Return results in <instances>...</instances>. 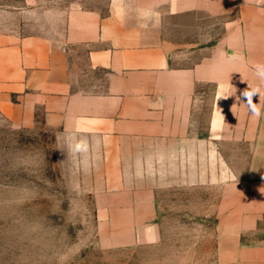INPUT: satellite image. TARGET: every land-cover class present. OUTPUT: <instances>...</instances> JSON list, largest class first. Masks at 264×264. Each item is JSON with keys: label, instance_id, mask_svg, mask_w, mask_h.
Returning <instances> with one entry per match:
<instances>
[{"label": "crops", "instance_id": "0c3cea01", "mask_svg": "<svg viewBox=\"0 0 264 264\" xmlns=\"http://www.w3.org/2000/svg\"><path fill=\"white\" fill-rule=\"evenodd\" d=\"M261 70L264 0H0V122L55 131L125 238L157 220V190L220 186L219 264H264ZM236 140L250 164L230 184L220 146Z\"/></svg>", "mask_w": 264, "mask_h": 264}, {"label": "rangeland", "instance_id": "374dc122", "mask_svg": "<svg viewBox=\"0 0 264 264\" xmlns=\"http://www.w3.org/2000/svg\"><path fill=\"white\" fill-rule=\"evenodd\" d=\"M201 89L197 121L206 132L214 91ZM220 147L230 184L247 177L249 147L237 140ZM79 168L47 126L13 129L0 122V264H219L220 186L157 190V220L136 222V233L146 236L133 240L104 220L99 183Z\"/></svg>", "mask_w": 264, "mask_h": 264}, {"label": "clouds", "instance_id": "9594fccd", "mask_svg": "<svg viewBox=\"0 0 264 264\" xmlns=\"http://www.w3.org/2000/svg\"><path fill=\"white\" fill-rule=\"evenodd\" d=\"M260 75L262 76V78H264V70H261L260 71ZM259 89L256 88V89H252L250 91L248 90H245L242 95L244 97L247 98V104L249 105V107L252 109L253 113L256 115V116H259L260 115V111L259 109L253 104V96L256 95V94H259Z\"/></svg>", "mask_w": 264, "mask_h": 264}]
</instances>
